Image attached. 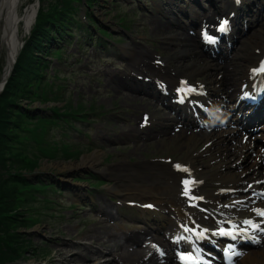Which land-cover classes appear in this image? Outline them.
Returning <instances> with one entry per match:
<instances>
[{
  "label": "rangeland",
  "instance_id": "374dc122",
  "mask_svg": "<svg viewBox=\"0 0 264 264\" xmlns=\"http://www.w3.org/2000/svg\"><path fill=\"white\" fill-rule=\"evenodd\" d=\"M30 0H22L20 5V10L23 9ZM121 2V3H120ZM148 0H143L142 6L144 11V4L148 5ZM33 7V6H31ZM29 7V10L30 8ZM138 6L133 1L132 3H126L121 0H104L101 1V3L96 2L93 7V16L97 18L98 22H101L102 25L107 24V21L110 19L113 22L118 21V16L121 13H130L133 15V22H132V29L133 31L138 34L140 37H146L148 39L155 38L154 34L152 33V29L150 28V24L143 20V11H139ZM28 10V11H29ZM26 13V12H25ZM137 13V14H135ZM25 14L20 15L19 17H24ZM153 18H149L148 21L151 22ZM130 21V20H129ZM130 23V22H129ZM110 24V22H108ZM113 26L114 24H110ZM0 28H2V32L0 33V83L1 79L4 73V69L6 66V57L9 53L8 48L1 47L3 42L2 34L4 30V23H0ZM20 34H24V29L22 28V24H19ZM139 37H137L138 39ZM80 39V38H78ZM2 40V42H1ZM75 40V37H74ZM162 41V39H159ZM5 45V44H4ZM7 47V46H6ZM82 48H75V41L73 44L69 45L67 54L70 55V63L75 62L76 68L78 69L79 73L74 77L72 82L69 84V92L71 94V99L74 104H77V102L80 99H84L85 101L89 102L92 99L99 100L101 104H103L104 109H102L103 114L102 115H96V113L88 112L89 120H95L94 124H97L100 126V128L96 129V134H100L101 132H104L105 129L102 127L106 124V122H110L111 128L109 129V132L105 135H115L116 137H123V131H124V124L119 121V118L114 117V112L119 111H126L130 114L132 117H136L135 109H140L142 106L136 105V102L132 101V105H124L127 103L126 99H123L121 96L114 94V85L112 82H110L108 86V92L107 93H100L97 91V81L99 79V71L101 70L102 66L100 67L98 65L99 58L96 57V54H102V50L100 47H96V50L92 48H86L85 45L81 46ZM10 54V53H9ZM78 64V65H77ZM9 66V57H8V64L6 66V69ZM55 66L58 65L55 61L51 64L49 67V74L46 73V76H49L50 79V73H53V69ZM47 67V65L44 67V69ZM5 69V71H6ZM3 72V73H2ZM5 75V74H4ZM17 87L11 91L12 94H15L17 92ZM49 92H54L53 89L49 86L48 87ZM65 101L63 103H60V105H64ZM98 118H101V120H98ZM118 120V121H117ZM0 131H1V125H0ZM56 139H60L59 135L55 136ZM95 139L97 138L94 137ZM184 140V134H176L169 139H165L162 141H159L158 143H152L150 145L140 146V147H134L131 150L123 149V151L120 152V154H116L114 159L116 160H124L126 161H136L138 162L135 164L137 167L134 172L129 173L127 176L128 179L126 182L129 183H136L137 180L142 179L143 175V165L141 164L142 159L148 158L149 155H153L156 153H159L160 151L167 150L170 146L176 144L177 142H181ZM74 142L82 141L81 136L78 135V137L74 138ZM163 143L164 149H163ZM174 147V146H173ZM203 147V140L199 137L194 141V144L189 147L190 152L195 151L198 152ZM133 156H131V155ZM62 162H67L63 160L62 158H58ZM81 159V158H80ZM80 159L74 160L75 162H79ZM200 160H206L203 158H200ZM60 161H52L49 160L47 163H41L40 168L38 171H44L48 173L49 176L52 178H60L61 179V173H65L70 178L78 177L79 174L83 173L80 168L71 167H65V163H62ZM60 163V164H59ZM67 163H72V161H69ZM12 164H15L12 162ZM2 161H0V171H4L2 168ZM24 167V166H22ZM20 170L19 166L16 165V171ZM53 174V175H52ZM133 174V175H132ZM152 179L150 181H146V184H150ZM125 187H128L126 183ZM0 187L3 190L9 189L7 193L4 194V198L6 199V196L8 195L13 196L14 198L11 199V197H8L6 202L8 203V206L14 207L16 209L24 208L25 202L19 201V197H25L27 200L26 193H18V187H16L14 182H11V179H8L6 175L0 174ZM141 188V187H140ZM129 189L128 191H130ZM137 191V190H136ZM67 196V198L72 201L73 196L69 195V192L65 191L64 194ZM3 197V196H2ZM4 206V204H2ZM103 205H108L106 202L103 203ZM112 207V205H110ZM81 206H78L75 209H62L60 214H57L54 218H48L49 221H45V224H38L35 228L30 230L27 233V238L31 239V243L33 246H36L37 243H40L42 240H48L49 243L45 246L49 247L50 254L45 257L44 260H48L50 264H80L81 258L80 256H88L91 253L97 252L94 247L87 248L82 245H75L71 244V240H82L87 241L88 238H91L88 242H93L94 246H99L102 251H109L111 252L114 247H116V244H119L118 241L120 239H116L120 232L113 228L112 226H109L105 221H103L102 217L100 216V213L92 214L89 210H79ZM17 229V224H15ZM22 228H19V231H21ZM23 231L25 232L26 229L24 228ZM106 232H110L112 236H106ZM20 236V234H16ZM101 236H104V238H115L113 240L114 244L107 243L103 244L102 242L95 241L97 237L101 238ZM37 257L33 255V251H30L27 254V257L18 262V264H34L37 263ZM89 260V259H88ZM11 264V263H10ZM96 264V262L92 263Z\"/></svg>",
  "mask_w": 264,
  "mask_h": 264
},
{
  "label": "bare ground",
  "instance_id": "6f19581e",
  "mask_svg": "<svg viewBox=\"0 0 264 264\" xmlns=\"http://www.w3.org/2000/svg\"><path fill=\"white\" fill-rule=\"evenodd\" d=\"M21 0H0V23H4V30H3V34H2V39L3 42L5 44V46H7L8 50H9V66L5 71V75L4 77H7V75L9 74V69L12 66L13 61L16 59L18 52L17 49L18 47H20V43L19 41L17 42V39H20V35L19 33L14 32V27L15 24L19 23V22H23L24 23V29L29 31L32 28H30V24L31 21L33 20L34 17V10L35 7H31L30 10L26 11L25 16L24 17H19L15 15V9L17 10L18 5L20 4ZM160 28V26H159ZM157 28L159 30L160 33H162V31ZM182 30H185V27H180ZM165 31H168V29H166ZM170 34V36L174 39H178L177 35L179 33H165L164 35H168ZM183 35V34H181ZM184 39H179V43L182 45V48L187 51L188 53H190L191 55H193L195 57V59L197 60H206L204 57L205 52L202 51L201 49V45L200 42L197 40L196 37L191 36L189 34L184 35ZM252 43H254V48L256 47V43H260V41L255 40L252 41ZM257 59V55L256 53H251V59H250V51H249V55H243L242 60L245 61L246 64H248V66H250L255 60ZM144 61V58H140L139 55L137 56L136 59V63L139 64L140 62ZM208 63V62H206ZM213 66V68L215 69L216 66H214L213 64H211ZM146 68L148 70H153L155 68V66L151 63V62H147L145 64ZM193 69V68H192ZM222 70H223V77L222 78H218V76H216L215 78L212 79V83H213V87H214V91L215 92H221L223 94H225L228 98L233 97L235 91H228L229 88L233 87L234 84L236 83V78H234V71L232 73H230L229 71V67L227 65H223L222 66ZM234 74L230 77H226L227 74ZM238 74V73H237ZM246 78V77H244ZM218 87V88H217ZM4 87H0V91H2ZM140 91H144L143 88H140ZM139 92V91H138ZM202 132L199 133H194L192 132L191 135H188L185 139L186 142H192V140H194V138L196 137L197 134H201ZM264 134V132H262ZM203 137L205 136V134L202 135ZM218 136V140L217 142L219 143V147H216L214 152H219V155L221 157H223L224 154H226V156L230 153V152H234L231 153V155L235 154V156H238L239 158H243L245 160L249 161V152H245L244 149L247 147V149L249 150V146L245 145V144H238L237 146H230L229 142H228V136L224 137L223 134H219V135H215ZM251 147V146H250ZM211 151V149L209 150ZM214 154V153H212ZM202 155V154H201ZM258 157L260 156V154L257 155ZM99 157V153L95 152L90 156L84 157L83 160L81 161V163L79 164V166H86V165H90V166H94L95 162L97 161ZM260 159L261 156H260ZM257 158L254 159V163L251 165L250 168L254 167V164L257 163ZM60 164V163H59ZM65 167H69V165H65ZM72 167V166H71ZM76 168V167H75ZM133 175V174H132ZM223 178V180L225 182H238L240 180H242L241 177L238 178L237 174L233 171V174L231 175H222L221 176ZM252 177V175H250V178ZM247 179V178H246ZM156 186H158L156 184ZM159 194L162 195V197H159L160 201L163 202L165 201L167 203L166 207L168 206V203H174L175 200L168 195V193L164 192L163 189H159ZM121 259H124V263L125 264H130V263H134L135 261H137L136 259H139L141 256V252H139L138 250H136L135 248L133 250L129 251L124 248L123 251L121 252ZM241 264H264V260L262 259V257L260 255L257 254V252H251L249 253L244 259L243 261H241Z\"/></svg>",
  "mask_w": 264,
  "mask_h": 264
},
{
  "label": "trees",
  "instance_id": "16d2710c",
  "mask_svg": "<svg viewBox=\"0 0 264 264\" xmlns=\"http://www.w3.org/2000/svg\"><path fill=\"white\" fill-rule=\"evenodd\" d=\"M25 60L28 61L29 59H25ZM31 64L33 65V62ZM20 84L27 85L28 82L26 78L21 77L19 72H17L16 74L13 75L11 82L8 84L5 92L0 96V125H1L0 133L1 134L6 130L13 129L14 125L19 126L21 129H26V125L24 124V122L22 123L21 122L22 120L19 118L20 114L22 117L24 112L16 104L18 97L11 93V91L16 87L17 89H19ZM0 156H1V151H0ZM1 159L3 161L6 159L5 154L1 157ZM30 163L31 162H28L26 164L32 165ZM3 165L6 166L5 163ZM32 168L33 167H29L28 170ZM10 173H11L10 170L6 171L7 175H10ZM8 191L9 189H5L2 191L0 187V231H3V233H0V241L5 242L9 248L12 246L15 248L14 243H17L19 239L15 235L16 234L15 224H17L18 221L16 219L17 214H15L16 210L14 208H10L8 206V203L6 202L7 200H9L7 199L8 197H11V199H13L14 197L8 195V197L6 196V199H3L4 194L7 193ZM2 204H4V206ZM11 210L15 215L14 221L12 220L13 216L11 214L12 213ZM1 259L2 257L0 256V261Z\"/></svg>",
  "mask_w": 264,
  "mask_h": 264
},
{
  "label": "snow or ice",
  "instance_id": "6c2138e0",
  "mask_svg": "<svg viewBox=\"0 0 264 264\" xmlns=\"http://www.w3.org/2000/svg\"><path fill=\"white\" fill-rule=\"evenodd\" d=\"M220 30L221 31H224L225 30V27L222 25ZM260 71L261 72H264V64H262L260 66ZM189 91H194V89H189ZM177 169L178 170H181L179 165H177ZM182 170L183 171H187V169H182ZM184 183H185V195H188V192H189V183L190 182L189 181H185ZM258 215L260 217L264 218V210L259 211L258 212ZM245 223L248 224L254 231L255 230H259V226L256 225V224H253L251 221H245ZM184 230L185 231H189V229H187V228H185ZM220 235L232 236L233 233L232 232H225L223 229H221ZM182 259H184V258L182 257ZM188 259H190V258H188Z\"/></svg>",
  "mask_w": 264,
  "mask_h": 264
}]
</instances>
